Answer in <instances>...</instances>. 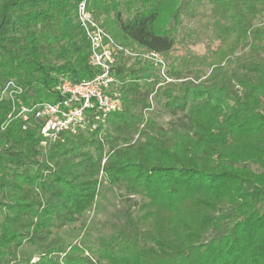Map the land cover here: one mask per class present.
<instances>
[{
  "label": "trees",
  "instance_id": "1",
  "mask_svg": "<svg viewBox=\"0 0 264 264\" xmlns=\"http://www.w3.org/2000/svg\"><path fill=\"white\" fill-rule=\"evenodd\" d=\"M82 2L136 54L168 56L180 18L197 19L206 52L164 86L151 64L120 57L121 110L47 141L19 104L56 103L61 78L96 75ZM263 17L264 0H0V264H264ZM9 83L20 93L1 98ZM150 95L175 117L165 128L146 116ZM100 174L124 192L122 219L91 247L68 243L56 232L93 207Z\"/></svg>",
  "mask_w": 264,
  "mask_h": 264
},
{
  "label": "built area",
  "instance_id": "2",
  "mask_svg": "<svg viewBox=\"0 0 264 264\" xmlns=\"http://www.w3.org/2000/svg\"><path fill=\"white\" fill-rule=\"evenodd\" d=\"M77 16L78 24L89 43L88 64L97 71L96 75L77 82L67 77L61 78L55 87L60 97L56 103L45 102L29 107L19 104L18 116L26 123L30 118L36 121L40 135L47 141H54L61 134L76 135L92 130L104 123L109 112L122 108L113 68L119 57L133 54L113 42L92 19L84 2L79 5ZM141 57L162 75H166V64L161 55L147 52ZM10 85L12 83L7 85L1 98L13 96L7 92ZM17 91L20 93V90ZM47 141H43L42 145L45 146Z\"/></svg>",
  "mask_w": 264,
  "mask_h": 264
},
{
  "label": "rangeland",
  "instance_id": "3",
  "mask_svg": "<svg viewBox=\"0 0 264 264\" xmlns=\"http://www.w3.org/2000/svg\"><path fill=\"white\" fill-rule=\"evenodd\" d=\"M119 1L122 2L123 0ZM203 1L206 2V0ZM205 10L208 12L209 8L205 7ZM180 19L181 20H179L178 24L175 26L176 32L174 34V45L172 50L168 56L163 57V59L166 64V71H170L171 68H176L180 78L184 79L186 77H191L197 70L194 64L190 61L191 57L205 54L207 46L205 42H201L198 37L199 31L197 19ZM94 21L101 27V21ZM260 22L257 23V26H262V28H264V17L261 18ZM217 45L218 43L216 42L211 46V48L215 49ZM126 49L128 51L130 50L129 48ZM130 52L133 55L121 56L122 59L119 60L121 62L124 61L126 67H130L138 59L143 60L141 57L142 54L136 55V53L131 50ZM241 54L242 50H239L237 56H240ZM143 61L148 64L146 60ZM152 73L162 79L161 84L163 86L176 82L174 77L168 75L164 76L156 68H153ZM177 81L179 82L180 80ZM7 92L8 94H19V91H15V85H13V83L9 86ZM149 102L151 108L148 112H146V116L153 118L159 126L165 128L173 119H175L174 116L165 110V100L163 98L150 95ZM248 167L254 172H260L257 166L249 165ZM99 182L100 184L98 187L100 194L93 207L89 211L85 212L76 223L56 232V235L61 236L68 243L78 244L83 248L91 247L100 239L106 240L111 233L109 225L112 222L122 219V212L124 208L120 199L123 198L124 192L122 190L109 187V185L103 180L102 174H100ZM132 201L138 202L139 198L133 197ZM225 210L226 208L223 207L222 211L225 212ZM21 255L24 258L32 260L37 258L38 253L33 248L25 247L21 250Z\"/></svg>",
  "mask_w": 264,
  "mask_h": 264
}]
</instances>
